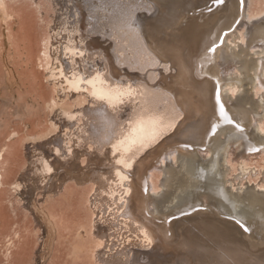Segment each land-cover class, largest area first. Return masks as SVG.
I'll return each instance as SVG.
<instances>
[{"label":"bare ground","instance_id":"obj_1","mask_svg":"<svg viewBox=\"0 0 264 264\" xmlns=\"http://www.w3.org/2000/svg\"><path fill=\"white\" fill-rule=\"evenodd\" d=\"M11 1L0 0L6 24ZM53 1L43 51L51 128L21 138L0 118V139L8 136L1 167L14 139L36 152L13 182L44 230L32 264L45 263L57 233L48 192L71 178L93 180L86 198L105 264H264V193L235 192L242 182L225 165L232 144L264 143L256 129L264 132V8L249 9L251 0ZM4 62L0 85L14 81ZM177 150L180 183L162 196L169 177L158 184L151 170L166 158L179 161ZM249 169L244 163L237 177Z\"/></svg>","mask_w":264,"mask_h":264},{"label":"rangeland","instance_id":"obj_2","mask_svg":"<svg viewBox=\"0 0 264 264\" xmlns=\"http://www.w3.org/2000/svg\"><path fill=\"white\" fill-rule=\"evenodd\" d=\"M52 1L13 0L11 1V6L14 8L12 20L7 24L6 21L4 23V20L0 21V39L2 38L0 40V58L5 61L4 67L8 64L13 68L15 74L14 81H7L0 85V118L7 117L10 126L20 129L21 138L26 136L25 132H29L31 136L48 132L54 116L51 109L47 107V102L53 94V86L49 82L51 69L48 68L43 55L48 23L54 13L52 11L54 1ZM39 4L43 8V17ZM248 4L251 10L258 11L264 8V0H251ZM212 10L213 8H210L201 11V13L212 12ZM27 27L30 28L31 37L25 38ZM246 28L244 25L240 32L244 33ZM231 39L233 40V37ZM239 43L241 46L240 41ZM232 46L234 45L232 44ZM96 60L102 61V59ZM93 65L92 62H89L90 67ZM245 90V86L242 87L237 96ZM77 99L69 101L67 106H74L79 101ZM261 112H264V109H261ZM82 122L81 124H83ZM1 123L2 121H0ZM261 124L264 126V117L263 120L261 119ZM75 126L68 125L65 130L74 131ZM83 128L85 129L84 126ZM256 129L261 136H264V132ZM7 137L2 136L0 143H5ZM21 138L8 142L11 146L3 159L5 163L2 162V167L0 166L4 177V183L0 185V264L36 263L37 252L43 244V227L36 219L29 202L21 198L23 196L21 190H16L15 183H13L21 178L24 167L28 166L30 161L32 163V155L36 154V152H28V142L26 141L24 144ZM175 152L178 154L179 161L174 162L172 159L166 158L164 164L160 163L151 170L152 179L158 184L165 177H169L167 186L162 187V194L160 193L162 196L168 191L173 192L180 183L177 179L182 175V172L180 173V151ZM85 157L88 155H83L81 159ZM226 160V169L233 176L234 183L242 182L243 185V190H234L235 192L243 194L255 187L257 191L264 193V143L252 149L238 143L232 144L226 153ZM30 163L29 166L32 165ZM82 163L87 167L93 164L92 161L90 163L82 161ZM244 163L250 169L243 177H237L241 173V166ZM109 167H107L108 170L112 171L117 166L110 165ZM97 170V168H93V172L101 171ZM92 182L93 180H89L76 184L71 178L65 182V185H61L57 189H48L47 204L44 205H46L45 208H49L50 211L46 209L51 217L55 215L56 219L53 218V220L57 221L55 222L57 233L54 237L52 250L44 264H105L99 258V249L103 248L102 237L91 229L92 213L86 198V194H88L86 189ZM231 186L230 183L227 184V187L231 188ZM239 186L236 185V189ZM39 197L43 198L42 195ZM7 250L12 252L9 257ZM109 254L114 259L119 256L117 250L109 251Z\"/></svg>","mask_w":264,"mask_h":264}]
</instances>
